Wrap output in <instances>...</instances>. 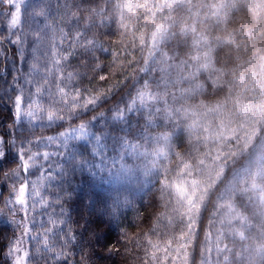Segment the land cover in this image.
I'll return each instance as SVG.
<instances>
[{"label":"snow or ice","instance_id":"obj_1","mask_svg":"<svg viewBox=\"0 0 264 264\" xmlns=\"http://www.w3.org/2000/svg\"><path fill=\"white\" fill-rule=\"evenodd\" d=\"M0 18V264H96L134 201L66 204L70 177L105 173L155 189L122 232L133 264H264V0H0Z\"/></svg>","mask_w":264,"mask_h":264},{"label":"trees","instance_id":"obj_2","mask_svg":"<svg viewBox=\"0 0 264 264\" xmlns=\"http://www.w3.org/2000/svg\"><path fill=\"white\" fill-rule=\"evenodd\" d=\"M29 3H35V0H29ZM2 18H0V31H3ZM107 63V61H106ZM11 70V69H10ZM2 83V82H0ZM9 83H11V78H9ZM97 84L102 83L97 81ZM4 92L0 91V96H3ZM119 99V97H117ZM11 113V104L7 103V106L4 102H0V133L7 132L8 126L11 124L10 120ZM23 131V130H21ZM46 134L51 135L53 132L49 131ZM80 146V145H78ZM15 157L13 152L9 157V162L4 165L5 168L14 167L15 165L11 162ZM35 177V176H33ZM32 177V178H33ZM71 180L70 189H72L71 199L66 204L69 215L76 220L80 215L87 216L88 209L86 205H90L91 201L87 199L86 192H94L97 195L98 199H106L108 204H111V199L108 197H116L119 195L121 201L124 200V197L127 196L130 200L134 201V204L131 208L121 207V217L119 220L120 225H123V229L113 225L111 228H108L107 225L103 226L102 231L103 237L100 244L94 245L93 256L96 259V264H133V261L136 259L135 252L125 253L124 249L121 248V244H124L122 232L127 230L131 235L145 231V228L134 226L135 217L139 211L142 216L147 220L151 216L154 208L150 205H153L155 201L152 199L153 193L145 195L147 189L140 190L138 184L133 179L130 182L126 180H113L106 173L103 176L97 178H90L86 176L76 175L69 178ZM98 187L89 188L88 184L90 181H93ZM0 185L3 186V194H6V184L3 180L0 179ZM43 195L47 196L50 200L54 199V194L46 190V188H41ZM55 207V205H53ZM58 210V209H57ZM41 211H43L41 209ZM51 211V209H49ZM39 216L37 219L39 220ZM47 219V217H44ZM206 223V221H205ZM13 229L9 226H0V234H3L5 238L0 239V247L6 245L7 240L11 238ZM115 246L120 248V253H109L107 249L109 247ZM131 247V245H128ZM142 255V253H141ZM102 257V258H101Z\"/></svg>","mask_w":264,"mask_h":264},{"label":"rangeland","instance_id":"obj_3","mask_svg":"<svg viewBox=\"0 0 264 264\" xmlns=\"http://www.w3.org/2000/svg\"><path fill=\"white\" fill-rule=\"evenodd\" d=\"M32 179H35V177H33ZM8 187L9 186L6 185L7 191H8ZM7 191H6L5 196H7ZM40 191H42L41 188H40ZM0 193H3V186H1V185H0ZM36 199L39 200V197H36ZM39 212H41V208L39 207V205H37V213H39ZM0 226H9L10 228H12V226L10 224H8V222L3 217H0Z\"/></svg>","mask_w":264,"mask_h":264}]
</instances>
